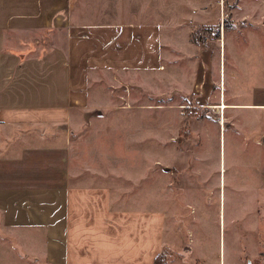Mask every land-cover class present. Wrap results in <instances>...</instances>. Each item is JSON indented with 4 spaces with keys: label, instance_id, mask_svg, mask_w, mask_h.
Segmentation results:
<instances>
[{
    "label": "rangeland",
    "instance_id": "obj_1",
    "mask_svg": "<svg viewBox=\"0 0 264 264\" xmlns=\"http://www.w3.org/2000/svg\"><path fill=\"white\" fill-rule=\"evenodd\" d=\"M233 1L66 3V11L138 12L160 26L161 65L100 72L70 147L73 165L88 158L114 167L119 181L125 168L147 209L163 211L155 264H221V256L223 264H264V0ZM13 12L14 1L0 4L2 59L14 53ZM7 89L14 93L12 61L0 63V91ZM222 91L225 102L260 105L219 110Z\"/></svg>",
    "mask_w": 264,
    "mask_h": 264
},
{
    "label": "crops",
    "instance_id": "obj_2",
    "mask_svg": "<svg viewBox=\"0 0 264 264\" xmlns=\"http://www.w3.org/2000/svg\"><path fill=\"white\" fill-rule=\"evenodd\" d=\"M8 1L14 53L0 63L14 62V93L0 91V264H155L165 242L163 211L147 209L125 168L119 181L114 167L88 158L73 165L70 147L77 111L92 108L89 87L100 72L162 62L159 24L138 12L66 11L67 0L55 7ZM220 78L223 87V63ZM7 92L14 97L4 98Z\"/></svg>",
    "mask_w": 264,
    "mask_h": 264
},
{
    "label": "bare ground",
    "instance_id": "obj_3",
    "mask_svg": "<svg viewBox=\"0 0 264 264\" xmlns=\"http://www.w3.org/2000/svg\"><path fill=\"white\" fill-rule=\"evenodd\" d=\"M221 103H222V104L213 105V106H216V107H218V108H219V110H221V109H223V110H224L225 106H227V105H226V103H225L224 101H222ZM228 105H229V104H228ZM222 134H224V129H223V133H222Z\"/></svg>",
    "mask_w": 264,
    "mask_h": 264
},
{
    "label": "trees",
    "instance_id": "obj_4",
    "mask_svg": "<svg viewBox=\"0 0 264 264\" xmlns=\"http://www.w3.org/2000/svg\"><path fill=\"white\" fill-rule=\"evenodd\" d=\"M157 257H158V256H157ZM157 257H156V258H157ZM155 260H156V259H155ZM154 263H155V262H154Z\"/></svg>",
    "mask_w": 264,
    "mask_h": 264
}]
</instances>
